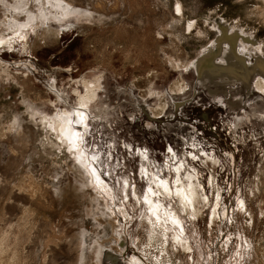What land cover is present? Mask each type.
Segmentation results:
<instances>
[{
    "label": "rangeland",
    "instance_id": "1",
    "mask_svg": "<svg viewBox=\"0 0 264 264\" xmlns=\"http://www.w3.org/2000/svg\"><path fill=\"white\" fill-rule=\"evenodd\" d=\"M0 264H264V0H0Z\"/></svg>",
    "mask_w": 264,
    "mask_h": 264
},
{
    "label": "bare ground",
    "instance_id": "2",
    "mask_svg": "<svg viewBox=\"0 0 264 264\" xmlns=\"http://www.w3.org/2000/svg\"><path fill=\"white\" fill-rule=\"evenodd\" d=\"M24 37L26 38L25 35H24ZM88 95L90 96L91 94H88ZM92 98H93V95H92ZM78 101H80V100H78ZM80 104H81V102H80ZM82 110H83V107H82ZM76 114H77L78 119L81 122H83V123L85 122L84 121L85 120V117L88 116V112L79 111V110L76 112ZM47 117H49L48 120H50V117H51V123L50 124L56 129V131L58 130V132L60 133V137L59 138L61 140L63 139L67 144L70 145L71 148L77 150V153L79 154L77 156V159L80 161L79 163H81V165H83L85 167L84 169H86V170L89 171V173L91 174V177H92L95 185L98 187V191L104 192L105 194L108 195V197L110 198V200H113L114 199V197H113L114 196V193L111 192V189L109 188V185L106 182H104V181H102L100 179V177L97 174V171H96V169L94 167V164L91 163V162L86 161V159H84V157L82 156V151L80 149V146H81V142H80L81 133L73 125L74 124L73 123L74 122V117L72 116L68 120V118L66 117L65 114H62V113H59V112H55L51 116L48 115ZM77 123H79V122H77ZM89 168H90V170H89ZM191 179L193 180V178H191ZM192 180L190 181V189H191L190 195H187L186 194V191L187 190L184 191L181 188V185H179L180 186L179 188L178 187H175L174 190H173L174 193H176L177 196H178V199L180 201V205L183 207L182 209H186L187 205H192V208L194 209V207H193L194 205L193 204H194V200H195V192H194L195 189L193 188V185L194 184L192 183ZM167 191H169V188L167 189ZM170 192L172 193V191H170ZM143 200L145 201L143 203L145 204V206H146V208L148 209V212H149V215L147 217V220L150 223H155L153 221V217L155 219H159V215L158 214H159V212L161 210V207L157 203H153L152 201H150L147 196H143ZM174 224L181 225V222L176 219V220H174ZM165 230H170L171 231V236H172V239H173L172 241H174L180 247H182L184 249H191V246H190L188 240L186 239V237H183V234H182L183 233V230H181V234H180V232L175 231V230H172V229H169L167 227H166Z\"/></svg>",
    "mask_w": 264,
    "mask_h": 264
}]
</instances>
